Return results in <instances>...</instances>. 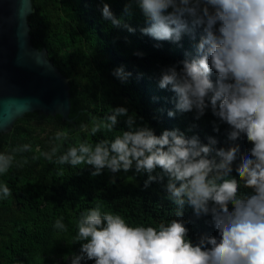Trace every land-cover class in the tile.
Listing matches in <instances>:
<instances>
[{"label":"trees","instance_id":"trees-1","mask_svg":"<svg viewBox=\"0 0 264 264\" xmlns=\"http://www.w3.org/2000/svg\"><path fill=\"white\" fill-rule=\"evenodd\" d=\"M105 4L112 13L109 19L103 16ZM33 7L32 43L46 47L50 59L69 78L73 121L34 111L19 118L10 132L0 133V156L7 161V170L0 172V264H73L77 257V264H94L85 258L83 241L76 237L79 220L97 206L102 214L120 215L132 227L158 228L180 219L193 243L206 236L219 238L212 202L209 212L199 216L185 203L177 216L179 205L167 198L168 176L159 168L152 173L158 178L145 186L149 174L137 173L135 162L127 173L105 168L95 176L92 165L59 163L71 147L79 155L81 144L94 147L124 130L143 128L156 135L168 130L185 139L196 138L213 149L212 157L219 148L239 145L231 174L236 175V166L242 156H250L252 144L243 133L229 139L232 128L213 115L211 93L200 114L195 107L181 111L171 85L159 86L162 74L173 67L179 71L183 61L198 58L204 26L185 16L187 27L179 39L158 40L144 31L153 21L143 12L141 0H33ZM118 69L130 75L122 80L115 74ZM216 78L213 71L214 83ZM119 107L127 113L116 114ZM114 114L117 122L109 131V117ZM93 127H98L95 134ZM5 185L11 190L7 197ZM251 194L253 189L241 182L238 195Z\"/></svg>","mask_w":264,"mask_h":264},{"label":"clouds","instance_id":"clouds-1","mask_svg":"<svg viewBox=\"0 0 264 264\" xmlns=\"http://www.w3.org/2000/svg\"><path fill=\"white\" fill-rule=\"evenodd\" d=\"M141 8L153 21L144 31L158 40L179 39L187 27L185 16L204 26L198 58L183 61L179 71L173 67L162 74L159 86L171 85L181 111L195 107L200 114L211 93L213 115L232 128L229 139L244 134L252 144L250 156H242L236 175H231L239 145L219 148L212 157L213 149L200 145L196 138L185 139L168 130L156 135L143 128L124 130L94 147L81 144L79 155L76 147L69 148L59 163L92 165L93 176L105 168L127 173L135 162L137 173L149 174L147 186L158 178L152 173L161 169L168 176L167 198L179 205L177 216L182 215L185 203L197 216L208 213L211 201L219 233V238L206 236L193 243L180 219L158 228L132 227L120 215L102 214L97 206L78 222L76 239L83 241L81 252L94 264H264V0H141ZM102 12L105 19L112 17L107 4ZM113 23L118 21L113 19ZM115 74L122 80L130 75L122 69ZM115 113L126 114L127 109L119 107ZM116 114L109 117V131L117 122ZM97 131L93 127V134ZM6 170L7 161L0 156V172ZM241 182L253 194L238 195ZM3 194L11 195L7 185ZM56 223L63 227L60 221Z\"/></svg>","mask_w":264,"mask_h":264},{"label":"water","instance_id":"water-1","mask_svg":"<svg viewBox=\"0 0 264 264\" xmlns=\"http://www.w3.org/2000/svg\"><path fill=\"white\" fill-rule=\"evenodd\" d=\"M33 11V0H0V133L34 111L73 121L69 78L32 43Z\"/></svg>","mask_w":264,"mask_h":264}]
</instances>
